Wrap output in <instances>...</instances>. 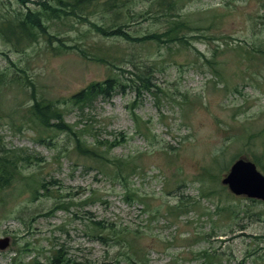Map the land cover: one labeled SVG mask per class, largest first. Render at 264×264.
Listing matches in <instances>:
<instances>
[{
	"label": "rangeland",
	"instance_id": "374dc122",
	"mask_svg": "<svg viewBox=\"0 0 264 264\" xmlns=\"http://www.w3.org/2000/svg\"><path fill=\"white\" fill-rule=\"evenodd\" d=\"M44 1L0 0V22L40 11L46 28L0 36V157L18 156L0 264H264V202L221 183L237 157L264 173V0ZM173 22L188 43L163 36ZM37 101L71 130L41 126Z\"/></svg>",
	"mask_w": 264,
	"mask_h": 264
},
{
	"label": "trees",
	"instance_id": "16d2710c",
	"mask_svg": "<svg viewBox=\"0 0 264 264\" xmlns=\"http://www.w3.org/2000/svg\"><path fill=\"white\" fill-rule=\"evenodd\" d=\"M23 1V0H22ZM61 1V0H60ZM160 7H163L166 11L175 10L178 0H155ZM96 2V0H76L72 5V11L76 9H83V5L86 3ZM44 3V4H43ZM62 3V2H61ZM43 4V5H42ZM41 5L43 9H49L48 3L42 0ZM190 27L185 22H173L171 27L164 33V37L167 38L168 42L174 44L188 43L185 36H179V32L186 30L190 31ZM46 34V28L44 25V17L40 11H28L25 15L18 17H7L3 18L0 22V36L3 37L8 43L13 45L21 46L22 44L30 45L37 42L39 37ZM112 34H118L129 39L127 33L113 32ZM161 36H148L145 39H157L160 40ZM51 39V38H50ZM137 75V79L132 80L135 86L141 82V88L146 92L154 91L153 88H158L156 84L152 82V79L148 75V72H143L142 75ZM131 77L128 78L130 82ZM114 83L112 78L105 80L103 83L97 82L92 83L87 89L73 95V99L76 100V104L81 107L89 104L93 101V94L109 93L108 89L111 84ZM116 84L113 86L115 87ZM33 117L43 127H55L56 129H70L71 127L64 122L63 112L61 110L53 108L50 104H42L41 102H35L32 107ZM55 121V122H53ZM43 142V140L41 139ZM16 154H10V156L0 157V189L10 188L11 183L16 175ZM24 160V158H22ZM257 164L260 163V159L255 157L253 159ZM97 225H100L98 222ZM61 254L55 260V264H61L64 260H60Z\"/></svg>",
	"mask_w": 264,
	"mask_h": 264
},
{
	"label": "water",
	"instance_id": "95a60500",
	"mask_svg": "<svg viewBox=\"0 0 264 264\" xmlns=\"http://www.w3.org/2000/svg\"><path fill=\"white\" fill-rule=\"evenodd\" d=\"M222 184L237 196L264 201V174L252 161L238 159L223 178ZM7 245L8 240L0 241L1 249Z\"/></svg>",
	"mask_w": 264,
	"mask_h": 264
}]
</instances>
